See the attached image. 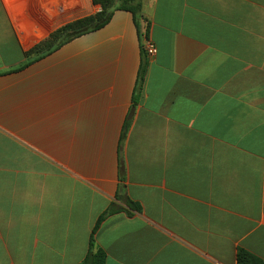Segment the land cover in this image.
<instances>
[{"label":"crops","instance_id":"crops-1","mask_svg":"<svg viewBox=\"0 0 264 264\" xmlns=\"http://www.w3.org/2000/svg\"><path fill=\"white\" fill-rule=\"evenodd\" d=\"M100 11L0 0V264H81L112 207L105 264L264 260V0H143L12 70Z\"/></svg>","mask_w":264,"mask_h":264},{"label":"trees","instance_id":"trees-1","mask_svg":"<svg viewBox=\"0 0 264 264\" xmlns=\"http://www.w3.org/2000/svg\"><path fill=\"white\" fill-rule=\"evenodd\" d=\"M93 3L95 5L101 6L100 12L70 22L69 24L56 30L46 40L36 45L32 50L27 52L26 55L29 58L28 63L12 70H21L31 64L33 61H36L46 56L47 54L59 49L64 44L84 34L101 29L111 21L116 10H126L132 12L137 22H139V20L143 18V0H93ZM145 35L149 36L148 29L146 30ZM146 67L147 64L144 62L142 64L138 78V91H141L143 88V83L145 80L144 76L146 75ZM127 203L128 207H130L131 210H135V208L137 209V205L135 203L131 201H128ZM115 212H117L115 208H109L108 212H106V214L100 218L98 225L93 232L89 253L87 254L86 258H84L81 264H105V258H107L106 252L95 244L94 235L101 221L109 214L111 215ZM237 264H264V260L250 253L249 251L240 248L237 252Z\"/></svg>","mask_w":264,"mask_h":264},{"label":"built area","instance_id":"built-area-1","mask_svg":"<svg viewBox=\"0 0 264 264\" xmlns=\"http://www.w3.org/2000/svg\"><path fill=\"white\" fill-rule=\"evenodd\" d=\"M142 48L143 51L147 54L148 57H154L158 53V48L155 43L150 39L149 36H146L145 33L142 37Z\"/></svg>","mask_w":264,"mask_h":264}]
</instances>
